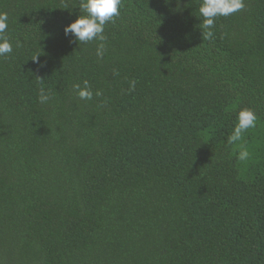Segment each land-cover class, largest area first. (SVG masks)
Returning <instances> with one entry per match:
<instances>
[{
	"label": "trees",
	"instance_id": "1",
	"mask_svg": "<svg viewBox=\"0 0 264 264\" xmlns=\"http://www.w3.org/2000/svg\"><path fill=\"white\" fill-rule=\"evenodd\" d=\"M201 2L122 0L101 59L80 0H0V264H264V0Z\"/></svg>",
	"mask_w": 264,
	"mask_h": 264
},
{
	"label": "clouds",
	"instance_id": "2",
	"mask_svg": "<svg viewBox=\"0 0 264 264\" xmlns=\"http://www.w3.org/2000/svg\"><path fill=\"white\" fill-rule=\"evenodd\" d=\"M122 0H80V14L78 18L69 25H66L64 32L66 36H72L75 41L80 44H87L92 41L100 43L96 49V56L103 58L105 54L106 40L104 35L105 25L114 21L120 16V8ZM245 7V0H202L199 6V16L203 18L200 28L203 38L211 40L214 37L213 28L217 17H228ZM8 28L7 13L0 12V57L12 53L13 47L7 36L3 35ZM39 54L35 55L31 60L38 59ZM76 94L81 100H91L93 91L88 81L73 86ZM131 90L135 89V81L130 86ZM96 95H100L97 91ZM50 95L43 88L40 89L38 96L39 102L45 104L50 100ZM257 115L250 108L241 109L237 114V122L232 133L228 136V143L235 144L242 139L243 134L249 129L255 128L257 123ZM250 153L247 148L238 151L237 160L240 162L247 161Z\"/></svg>",
	"mask_w": 264,
	"mask_h": 264
}]
</instances>
